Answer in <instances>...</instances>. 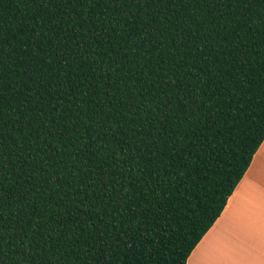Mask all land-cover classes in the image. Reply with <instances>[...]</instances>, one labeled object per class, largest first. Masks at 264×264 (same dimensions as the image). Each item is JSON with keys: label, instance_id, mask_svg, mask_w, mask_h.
I'll list each match as a JSON object with an SVG mask.
<instances>
[{"label": "trees", "instance_id": "trees-1", "mask_svg": "<svg viewBox=\"0 0 264 264\" xmlns=\"http://www.w3.org/2000/svg\"><path fill=\"white\" fill-rule=\"evenodd\" d=\"M264 142V0H0V264H187Z\"/></svg>", "mask_w": 264, "mask_h": 264}, {"label": "crops", "instance_id": "crops-1", "mask_svg": "<svg viewBox=\"0 0 264 264\" xmlns=\"http://www.w3.org/2000/svg\"><path fill=\"white\" fill-rule=\"evenodd\" d=\"M187 264H264V142Z\"/></svg>", "mask_w": 264, "mask_h": 264}]
</instances>
